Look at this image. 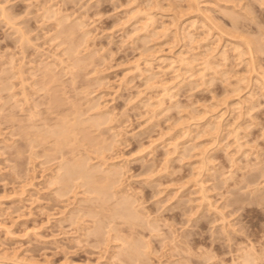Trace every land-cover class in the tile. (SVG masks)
Returning a JSON list of instances; mask_svg holds the SVG:
<instances>
[{
	"label": "rangeland",
	"instance_id": "1",
	"mask_svg": "<svg viewBox=\"0 0 264 264\" xmlns=\"http://www.w3.org/2000/svg\"><path fill=\"white\" fill-rule=\"evenodd\" d=\"M0 6L15 26L0 16V264H264V0ZM65 116L79 122L77 146L31 143ZM80 157L120 169L147 218L119 234L145 244L143 260L123 256L108 228L119 219L86 187L57 196L58 165Z\"/></svg>",
	"mask_w": 264,
	"mask_h": 264
},
{
	"label": "bare ground",
	"instance_id": "2",
	"mask_svg": "<svg viewBox=\"0 0 264 264\" xmlns=\"http://www.w3.org/2000/svg\"><path fill=\"white\" fill-rule=\"evenodd\" d=\"M67 1V0H66ZM71 1V0H70ZM190 1H193V0H190ZM51 2V1H50ZM50 2H48V3H50ZM7 3V2H6ZM46 3V2H45ZM1 4H2V2H1ZM5 4V3H4ZM4 4H2L3 6H4ZM58 4V3H57ZM47 5V4H46ZM52 5V4H51ZM66 5V4H65ZM1 7V6H0ZM41 8H43V7H41ZM61 8V7H60ZM45 9V8H44ZM53 9V8H52ZM0 10H1V12H0V14H2V15H0V16H3L4 17V19L8 22L7 24H9L10 26H12V27H15L14 26V24H13V19L9 16V15H7V13H6V10H4L2 7L0 8ZM50 10L51 9H48V11H49V13H50ZM54 10V9H53ZM61 10V9H60ZM43 11V10H42ZM12 12V11H11ZM60 12V11H59ZM139 12H140V10H139ZM5 13H6V15L8 16H6L5 15ZM144 12H142V14H143ZM15 14V13H14ZM51 14V13H50ZM148 14V13H147ZM17 15V14H16ZM15 15V16H16ZM52 15V14H51ZM83 15V14H82ZM45 16H47V15H45ZM49 16V15H48ZM55 16V15H54ZM66 16V15H65ZM65 16H64V18H65ZM152 16V15H151ZM149 17L148 15H147V17H146V15L144 16V17H146V18H148V20H150L151 22H153L152 20H153V17ZM11 19H10V18ZM42 17V16H41ZM144 17H143V19H144ZM57 18V17H56ZM61 18V17H60ZM67 18V17H66ZM84 18V17H83ZM151 18V19H150ZM3 19V18H2ZM3 19V20H4ZM19 19V18H18ZM142 19V20H143ZM82 20V19H81ZM147 20V19H146ZM235 20V19H234ZM12 21V22H11ZM16 21V20H15ZM56 21V20H55ZM57 21H60V20H57ZM4 22V21H3ZM146 22V21H145ZM150 22V25L152 26V23ZM6 23V22H5ZM138 23H139V21H138ZM147 23V22H146ZM148 23H149V21H148ZM57 24V23H56ZM58 25V24H57ZM80 25H82L81 24V22H80ZM141 25H144V21H143V23H141ZM7 26V25H6ZM10 26H9V29H12V28H10ZM28 26V25H27ZM84 26V25H83ZM58 27V26H57ZM147 27H149L148 26V24H147ZM17 28V27H16ZM25 28V27H24ZM140 28H141V26H140ZM15 29V28H14ZM142 29H143V26H142ZM16 30V29H15ZM25 30V29H24ZM145 30V29H144ZM16 31H18L19 32V35H20V42H30L29 40H28V38L25 36V34H24V32H22V30H16ZM15 31V32H16ZM21 31V32H20ZM26 31V30H25ZM28 31H29V29H28ZM148 31V30H147ZM14 32V33H15ZM188 32V31H187ZM88 33L89 32H87V35L85 34V37H89V35H88ZM180 33H181V31H180ZM184 33V32H183ZM186 33V32H185ZM189 34V33H188ZM188 34H185L186 36H187V38L189 37V35ZM13 35H15V34H13ZM17 36V35H16ZM28 36V35H27ZM186 36H184V38H186ZM18 37V36H17ZM29 37V36H28ZM190 38H192L191 36H190ZM190 38H188V39H190ZM13 40V39H12ZM184 40V39H183ZM192 40V39H191ZM191 40L189 41V43H191ZM185 41V40H184ZM19 42V41H18ZM85 43H87V42H85ZM250 43V42H249ZM249 45H251V43L249 44ZM254 45V44H253ZM252 46V45H251ZM23 47V46H22ZM20 49H21V46L19 47ZM249 48V47H248ZM247 48V49H248ZM252 49V48H251ZM254 49H256L255 47H254ZM253 50V49H252ZM65 51V50H64ZM241 52V51H240ZM23 53V52H22ZM224 53V52H223ZM70 54H72L71 52H70ZM78 54V53H77ZM222 55V54H221ZM224 55V54H223ZM61 56V55H60ZM59 56V57H60ZM74 56V55H73ZM227 56V55H226ZM76 57V56H75ZM225 56H223V58H224ZM2 58V57H1ZM62 59V58H61ZM190 59V58H189ZM192 60H193V58H191ZM225 59V58H224ZM11 60V59H10ZM75 60V59H74ZM186 60V59H185ZM191 61V60H190ZM10 62V61H9ZM58 62H61L59 59H58ZM62 62H64V61H62ZM78 62V61H77ZM76 61H74V63H77ZM193 62H194V60H193ZM206 62V61H205ZM13 63V62H12ZM15 63V62H14ZM54 63H55V61H54ZM65 63V62H64ZM186 63H188V62H186ZM192 63V62H191ZM191 63L190 64H188L189 66L191 65ZM207 63V62H206ZM206 63H205V65H206ZM78 64V63H77ZM208 64L210 65V62H208ZM3 65V64H2ZM52 65H54V64H52ZM61 65H64V64H61ZM66 65V64H65ZM149 64H147V66H148ZM185 65V64H184ZM212 65V64H211ZM20 66V65H19ZM51 66V65H50ZM49 66V67H50ZM67 66V65H66ZM146 66V67H147ZM151 66V65H150ZM150 66H148V67H150ZM188 66V67H189ZM214 66V65H213ZM48 67V66H47ZM45 68L46 69V71L47 70H51V68ZM185 67V66H184ZM193 67V66H192ZM207 67H212V66H206V68ZM2 68H0V70H1ZM192 69V68H191ZM49 70V71H50ZM189 70H190V68H189ZM44 71V70H43ZM52 71H53V69H52ZM51 72V71H50ZM150 72V71H149ZM148 72V73H149ZM153 73V72H152ZM50 74V73H49ZM17 75H18V77L19 78H21V83L23 84V78H22V76H23V74H22V72H21V70H17ZM47 76V75H46ZM45 76V77H46ZM55 76V75H54ZM53 76V77H54ZM156 76V75H155ZM191 76V75H190ZM148 77V76H147ZM150 77V76H149ZM151 79H153L152 77H150ZM155 79V78H154ZM153 79V80H154ZM148 80V79H147ZM149 82H152V80L151 81H149ZM28 84V83H27ZM15 85V84H14ZM29 85V84H28ZM163 85H164V83H163ZM8 86V85H7ZM31 86V85H30ZM9 87V86H8ZM160 87V86H159ZM161 88V87H160ZM7 90H8V88H6ZM161 89H163V91H169L168 89H166V88H161ZM10 90H11V88H10ZM10 90H9V92H10ZM24 90V89H23ZM171 90V89H170ZM0 92H2V91H0ZM171 92V91H170ZM167 93V92H166ZM27 94L28 93H26V91H23L22 92V94L21 95H23V98H24V101L22 100V102H23V104H24V102H27ZM172 94V93H171ZM13 95V94H12ZM52 95V94H51ZM162 95V94H161ZM164 95V94H163ZM14 96V95H13ZM167 96V95H166ZM19 97V96H18ZM51 97V96H50ZM164 97V96H163ZM173 97V96H172ZM10 98H12V96L10 97ZM22 98V99H23ZM13 99V98H12ZM29 99V98H28ZM164 99V98H163ZM17 100V99H16ZM161 100H162V98H161ZM160 101V100H159ZM19 102V101H18ZM21 102V101H20ZM54 102V101H53ZM17 103V102H16ZM28 103H29V101H28ZM56 103V102H55ZM163 103V102H162ZM21 104V103H20ZM22 104V105H23ZM160 104V103H159ZM159 104H157V105H159ZM17 106H18V104H17ZM24 106V105H23ZM31 106H34V107H36L35 105H31ZM150 106V105H149ZM152 106V105H151ZM156 107H158V106H156ZM29 108H33V107H30L29 106ZM101 108V107H100ZM105 108V107H104ZM103 108V109H104ZM153 108V107H152ZM34 109V108H33ZM154 110H155V107L153 108ZM29 110V109H28ZM99 110V109H98ZM75 111H77V110H75ZM34 112V111H33ZM32 114V113H31ZM99 114V113H98ZM102 114V113H101ZM106 114V113H105ZM108 114V113H107ZM32 115H34V114H32ZM79 115V116H78ZM78 115L76 114V116L77 117H80V114L78 113ZM29 116H30V110H29ZM35 116V115H34ZM34 116H32V118L34 117ZM108 117V115H105V116H103V117ZM109 116H111V115H109ZM113 116V115H112ZM111 116V117H112ZM31 117V116H30ZM77 117H76V120H77ZM106 117V118H107ZM62 119H60V120H58V122L55 124V125H53L51 128H49V125L47 126L46 124V126L49 128H46V129H48L47 131H46V129H45V131L42 133L39 129L37 130V134H39V135H37L36 136V134L35 135H32V136H34L33 137V140H31V143H32V141H33V143H34V141H35V143H36V140H34V139H37V140H42V141H44V140H46V139H48V138H52L53 139V149H55V152H57V154L59 153V155H60V153H62V150L63 149H66V148H68L67 146H69L70 144H74V141L76 142V138H77V136L78 135H76V133H78V128H76V126H78V124H79V122H71L70 120H68L67 118H66V116L63 118V117H61ZM90 118V117H89ZM94 118V117H93ZM98 118H100L99 116H98ZM31 119V118H30ZM101 119L103 120V118L101 117ZM88 120V119H87ZM102 120H100V121H102ZM113 120V119H112ZM115 120V119H114ZM31 121V120H30ZM29 121V122H30ZM78 121V120H77ZM83 121H85V120H83ZM98 123H99V120H96ZM96 121H94V122H92V124L94 125L95 124V122ZM31 122H33V121H31ZM82 122V121H81ZM81 122H80V124H81ZM89 122H90V120H89ZM89 122H87V123H89ZM97 122H96V125H98L97 124ZM103 122V121H102ZM35 123V122H34ZM86 122H84V124H85ZM108 123V122H107ZM110 123H112L111 121H110ZM36 124V123H35ZM34 124V126L35 127H33V123H31V125H30V128L32 129H37V127H36V125ZM44 124V123H43ZM90 124H91V122H90ZM103 124H105V123H103ZM102 124V125H103ZM89 125V124H88ZM92 125V126H93ZM101 125V126H102ZM108 125V124H107ZM80 126V125H79ZM99 126V125H98ZM100 126V127H101ZM29 127V126H28ZM27 127V128H28ZM97 127V126H96ZM115 128V127H114ZM29 129V128H28ZM35 129V130H36ZM97 129V128H96ZM99 129V128H98ZM97 129V130H98ZM43 130H44V127H43ZM96 130V131H97ZM121 129H119V131H120ZM29 131H31L30 129H29ZM40 131V132H39ZM39 132V133H38ZM122 132V131H121ZM40 133H42V134H40ZM114 133V132H113ZM121 134V133H120ZM80 135V134H79ZM38 136H40L39 137V139H38ZM117 136V135H116ZM82 137V136H81ZM86 137H87V135H86ZM83 138V137H82ZM92 138V140H93V137H91ZM90 139V138H89ZM88 140V139H87ZM86 140V141H87ZM116 140V139H115ZM85 141V142H86ZM80 142V141H79ZM78 142V143H79ZM82 142V141H81ZM88 142V141H87ZM87 142H86V144H87ZM89 143V142H88ZM103 143V142H102ZM76 144H77V142H76ZM75 144V145H76ZM80 144V143H79ZM84 144V143H83ZM92 144V143H91ZM104 144V143H103ZM112 144V143H111ZM71 145V146H72ZM75 145H73V146H75ZM97 145V144H96ZM106 145V144H105ZM114 145V144H113ZM70 146V147H71ZM77 146V145H76ZM86 146V145H85ZM112 146V145H111ZM116 146V145H115ZM33 147H34V145H33ZM66 147V148H65ZM99 147V146H98ZM101 147V146H100ZM106 147V146H105ZM32 148V147H31ZM75 147H73V149H74ZM102 148H103V146H102ZM113 148V147H112ZM76 149V148H75ZM75 149H74V151H75ZM96 149V148H95ZM100 149V148H99ZM109 149H110V147H109ZM71 150V149H70ZM112 150V149H111ZM104 151V150H103ZM64 152V151H63ZM102 152V151H101ZM107 152V151H106ZM70 153H73V152H70ZM104 153V152H103ZM63 154V153H62ZM101 154V153H100ZM87 156V155H86ZM94 156V155H93ZM102 156V155H101ZM65 157V156H64ZM97 157H99V156H97ZM105 157V156H104ZM81 158V157H80ZM91 158V157H90ZM100 158V157H99ZM61 160V159H60ZM74 160V159H73ZM92 160V159H91ZM109 160V159H108ZM90 161V160H89ZM100 161V160H99ZM111 161V160H110ZM59 163V162H58ZM88 158H87V160H86V158H81V159H79V160H74V161H70V163L69 162H61L59 165H58V167H57V173L55 174L54 173V175L55 176H52L53 178H52V181H51V183H54V184H61V187L63 188V189H60V192L58 193V195L57 196H64V194H66V193H63V192H67L68 193V191L69 190H71V188H73L75 185H76V187L77 186H81V187H86V191H85V194H86V192L91 196H95L94 197V199H96V201H99V203L101 204V208H103V207H105L106 206V208H110L109 210H110V214H111V216H110V220H109V224H112L113 222H114V220L116 221L117 219L116 218H118L119 219V222H117V223H115L112 227H108L109 228V233L110 232H112L114 235L113 236H111V238L113 239V240H116V241H120L121 242V252H122V250L124 251V254H123V256L124 257H126V259H128V260H132V261H137L138 259H142V257L143 256H145V254L147 253L148 254V252H146V253H144V249H146V247L143 245V244H140V242L139 243H137V242H133V241H130V242H128L129 240H127L126 241V237H124V236H126V235H123V236H121L119 233H122L123 231L121 230V231H119V229H118V227H120L121 228V226H127L128 227V229H130V227H137V226H140V227H142L141 226V223L143 224V215L144 214H142L144 211H143V209H140L141 207H140V204H139V206H135V201H136V199H134V197L132 198V196L130 197L129 195V197L127 196V194H126V196H125V190L124 189H121V183H120V181H121V179H120V177H121V171H120V169H115V167L114 168H106V169H101V167L99 166V167H96V166H88ZM102 165V164H101ZM113 165H114V163H113ZM111 167H112V165H111ZM124 169V168H123ZM62 170V172H63V174L62 175H60L59 174V172ZM61 172V173H62ZM98 174H101L102 176H103V179L102 180H104V181H102L101 183L100 182H98L97 180L98 179H96V178H98ZM125 176V175H124ZM120 179V180H119ZM49 180V179H48ZM226 180V179H225ZM77 181H80V183L79 184H75V182H77ZM50 183V182H49ZM71 184V185H70ZM121 184V185H120ZM53 185V184H52ZM74 185V186H73ZM121 186V187H120ZM125 186V185H124ZM79 189H81V188H79ZM83 190V189H82ZM75 191H77V190H75ZM81 191V190H80ZM84 192V191H83ZM23 193V192H22ZM75 195V194H74ZM87 195V194H86ZM137 195V194H136ZM77 197V196H76ZM75 197V198H76ZM138 197V196H137ZM62 198V197H61ZM93 199V200H94ZM91 200V199H90ZM82 201V200H81ZM92 201V200H91ZM95 202V201H94ZM137 202V201H136ZM138 202H139V200H138ZM96 203V202H95ZM109 203H111L110 205H108ZM140 203V202H139ZM91 204V203H90ZM138 204V203H137ZM94 205V204H93ZM92 205V206H93ZM96 205V204H95ZM142 205V204H141ZM97 206V205H96ZM99 207V206H98ZM138 207H139V209H138ZM100 208V209H101ZM144 208V207H143ZM77 209V208H76ZM80 209V208H79ZM92 211V210H91ZM94 211V210H93ZM92 211V213H94ZM100 212H101V210H99ZM105 211V210H104ZM141 211H143V212H141ZM75 212V211H74ZM100 212H99V215H100ZM90 213V212H89ZM95 213H96V211H95ZM105 213V212H104ZM103 213V214H104ZM86 214V213H85ZM98 214V213H97ZM71 215V214H70ZM84 215V214H83ZM85 216V215H84ZM83 216V217H84ZM96 216H98V215H96ZM101 216V215H100ZM107 216H108V214H107ZM145 217H146V215H144ZM103 217V216H102ZM102 217H101V219H102ZM71 218V217H70ZM77 218H79V216L77 217ZM77 218H75V220L77 219ZM91 218V217H90ZM98 218V217H97ZM96 218V219H97ZM147 218V217H146ZM149 218V217H148ZM151 218V217H150ZM158 218V217H157ZM84 219V218H83ZM88 219H89V217H88ZM100 219V220H101ZM145 219V218H144ZM81 220H82V217H81ZM80 220V221H81ZM87 220V219H86ZM90 220V219H89ZM91 220H92V218H91ZM94 220H92L91 222H93ZM106 221V220H105ZM104 221V222H105ZM122 221V222H121ZM155 221V220H154ZM82 222V221H81ZM80 222V224H82ZM88 222V221H87ZM96 222V221H95ZM98 223V225H101V222L102 221H97ZM151 222H153V221H151ZM151 222L150 221H147L146 223H147V225H149L148 227H150V225H153V224H151ZM157 222V221H156ZM83 223H85V221L83 222ZM100 223V224H99ZM94 224V223H93ZM85 225V224H84ZM87 225V224H86ZM85 225V226H86ZM97 225V226H98ZM156 225V224H155ZM159 224H157V226H158ZM77 226V225H76ZM80 226V225H79ZM124 226H123V228H124ZM125 226V227H126ZM144 226V225H143ZM98 227H102V226H98ZM127 227H126V229H127ZM155 228H156V226H154ZM99 228V229H100ZM138 228V227H137ZM145 228V227H144ZM151 229H152V226L150 227ZM160 228V227H159ZM80 229V228H79ZM94 229V228H93ZM103 229V228H102ZM107 229V228H106ZM122 229V228H121ZM127 229V230H128ZM132 229V228H131ZM136 229V228H135ZM154 229V228H153ZM152 229V231H156L155 229L153 230ZM156 229H158V228H156ZM78 230V229H77ZM82 230V232H83V229H81ZM80 230V231H81ZM95 230H96V228H95ZM94 230V231H95ZM108 230V229H107ZM124 230V229H123ZM97 231V230H96ZM96 231H95V233H96ZM100 231H102L101 229H100ZM126 231V230H125ZM124 231V232H125ZM131 231V230H130ZM81 232V233H82ZM86 232V231H85ZM84 233V232H83ZM101 233V232H100ZM106 233V232H105ZM152 233V232H151ZM154 233V232H153ZM86 234V233H85ZM88 234V233H87ZM92 234V233H91ZM97 234V233H96ZM131 234V233H130ZM101 235V234H100ZM99 234H98V236H100ZM108 235V234H107ZM107 235L105 236V237H107ZM140 235V234H139ZM154 235V234H153ZM104 236V235H103ZM90 237V236H89ZM91 237H93V236H91ZM157 237V236H156ZM130 238V237H129ZM101 239V238H100ZM105 239V238H104ZM105 241V240H104ZM103 241V242H104ZM142 241V240H141ZM170 241V240H169ZM173 241V240H172ZM149 243V242H148ZM147 245V244H146ZM149 245V244H148ZM177 246V245H176ZM148 247V246H147ZM178 247V246H177ZM113 248V247H112ZM119 248H120V246H119ZM149 248V247H148ZM147 248V249H148ZM116 250V249H115ZM149 250V249H148ZM113 254H114V252H113ZM118 254V253H117ZM121 254V253H120ZM147 254H146V256H147ZM250 254V253H249ZM145 256V257H146ZM150 256V255H149ZM257 256V255H256ZM256 256H255V258H256ZM114 257H115V255H114ZM144 257V258H145ZM116 258V257H115ZM119 258V257H118ZM143 258V259H144ZM254 258V259H255ZM142 259V260H143ZM246 259H249V261L251 260V256L249 255V258H248V256L245 258V259H243L244 261L243 262H245V263H247V262H249V261H247ZM254 259H253V261H254ZM118 260H120V259H118ZM118 260H116V261H118ZM128 260H126L127 262H128ZM146 260V259H145ZM135 261H134V263H135ZM148 261V260H147ZM247 261V262H246ZM252 261V260H251ZM260 261V260H259ZM120 262V261H119ZM127 262H125V263H127ZM256 262V261H255ZM123 264V263H122ZM251 264H253V263H251ZM257 264V263H256Z\"/></svg>",
	"mask_w": 264,
	"mask_h": 264
}]
</instances>
